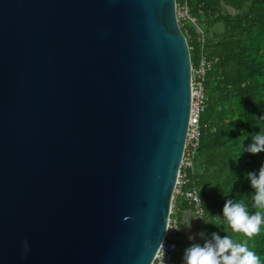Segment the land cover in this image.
I'll list each match as a JSON object with an SVG mask.
<instances>
[{
    "label": "water",
    "instance_id": "1",
    "mask_svg": "<svg viewBox=\"0 0 264 264\" xmlns=\"http://www.w3.org/2000/svg\"><path fill=\"white\" fill-rule=\"evenodd\" d=\"M192 63L177 0H0V264H153Z\"/></svg>",
    "mask_w": 264,
    "mask_h": 264
},
{
    "label": "trees",
    "instance_id": "2",
    "mask_svg": "<svg viewBox=\"0 0 264 264\" xmlns=\"http://www.w3.org/2000/svg\"><path fill=\"white\" fill-rule=\"evenodd\" d=\"M187 2L203 30L190 20L180 21L193 64L198 65L202 54L217 58L205 82L206 109L192 174L206 213V236L210 239L215 232L244 243L264 264V224L249 238L234 232L222 216L228 199L243 202L250 215L256 211L254 190L245 176L258 173L264 152L253 155L246 149L256 133H264V0ZM176 209L193 210L183 197L177 199L173 216ZM195 228L201 232V225Z\"/></svg>",
    "mask_w": 264,
    "mask_h": 264
},
{
    "label": "built area",
    "instance_id": "3",
    "mask_svg": "<svg viewBox=\"0 0 264 264\" xmlns=\"http://www.w3.org/2000/svg\"><path fill=\"white\" fill-rule=\"evenodd\" d=\"M177 12L179 21L190 20L201 32H203L198 19L192 14L187 0L181 4L177 3ZM216 60L217 58L212 59L202 54L197 66L192 63V104L186 148L175 187L168 230L163 240L164 247L157 253L153 264H181L174 258L180 251L181 242L185 240L181 232L180 222L173 216L174 207L179 197L186 199L192 206V212L195 216L193 226L199 227V225H201L200 236L202 238V243L204 244L207 239L206 234L208 229L205 227L206 213L202 204L199 188L193 183L192 174L195 172L196 153L201 143L200 117L206 109L207 97L205 82L207 74ZM190 193L191 195H189ZM173 245L175 246L174 248Z\"/></svg>",
    "mask_w": 264,
    "mask_h": 264
},
{
    "label": "clouds",
    "instance_id": "4",
    "mask_svg": "<svg viewBox=\"0 0 264 264\" xmlns=\"http://www.w3.org/2000/svg\"><path fill=\"white\" fill-rule=\"evenodd\" d=\"M246 152L253 155L264 152V133H256L253 136ZM245 177L254 190L252 200L255 213L250 215L243 202L234 203L233 200L228 199L224 204L222 216L234 232L243 233L251 238L259 234L261 225L264 224V165H261L258 173L248 172ZM148 247H151V244ZM162 247H164L163 242L155 256ZM182 260L183 264H260V258L249 250L246 244L235 242L230 237L215 232L203 245L193 243L187 247Z\"/></svg>",
    "mask_w": 264,
    "mask_h": 264
},
{
    "label": "crops",
    "instance_id": "5",
    "mask_svg": "<svg viewBox=\"0 0 264 264\" xmlns=\"http://www.w3.org/2000/svg\"><path fill=\"white\" fill-rule=\"evenodd\" d=\"M175 213H176L175 217L180 222L182 235L185 238V240L183 242H181L180 251L179 252H181V251L184 252V250L187 247H189L188 244H187V238H188L189 232L190 231H196V228L193 226V223L195 221V216H194V214H193V212L191 210L185 211V212H180V211H178L176 209ZM176 261L181 263V264H183V262H181V261H178V260H176Z\"/></svg>",
    "mask_w": 264,
    "mask_h": 264
},
{
    "label": "rangeland",
    "instance_id": "6",
    "mask_svg": "<svg viewBox=\"0 0 264 264\" xmlns=\"http://www.w3.org/2000/svg\"><path fill=\"white\" fill-rule=\"evenodd\" d=\"M193 243H198L202 245V238L200 236L199 230L196 228V231H190L187 238V244L188 246L192 245ZM183 251L179 252L177 255H175V260L183 262Z\"/></svg>",
    "mask_w": 264,
    "mask_h": 264
}]
</instances>
